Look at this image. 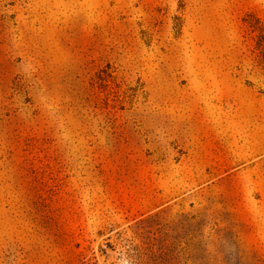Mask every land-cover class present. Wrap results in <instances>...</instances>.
<instances>
[{"label":"rangeland","instance_id":"374dc122","mask_svg":"<svg viewBox=\"0 0 264 264\" xmlns=\"http://www.w3.org/2000/svg\"><path fill=\"white\" fill-rule=\"evenodd\" d=\"M0 264H264V0H0Z\"/></svg>","mask_w":264,"mask_h":264}]
</instances>
